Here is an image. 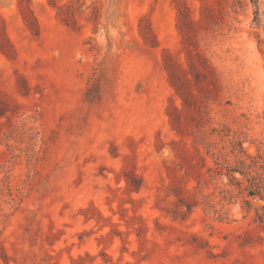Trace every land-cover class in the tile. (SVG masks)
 Returning <instances> with one entry per match:
<instances>
[{"label":"rangeland","instance_id":"obj_1","mask_svg":"<svg viewBox=\"0 0 264 264\" xmlns=\"http://www.w3.org/2000/svg\"><path fill=\"white\" fill-rule=\"evenodd\" d=\"M254 178L264 0H0V264H264Z\"/></svg>","mask_w":264,"mask_h":264},{"label":"trees","instance_id":"obj_2","mask_svg":"<svg viewBox=\"0 0 264 264\" xmlns=\"http://www.w3.org/2000/svg\"><path fill=\"white\" fill-rule=\"evenodd\" d=\"M231 171V169H230ZM254 182H253V186L256 187V189L259 191V193L261 192L262 193V190H264V186H263V182H262V179L259 181V182H255V178L253 179ZM249 194L251 195H255L256 193L253 192V191H250ZM263 194V193H262ZM261 194V195H262Z\"/></svg>","mask_w":264,"mask_h":264}]
</instances>
